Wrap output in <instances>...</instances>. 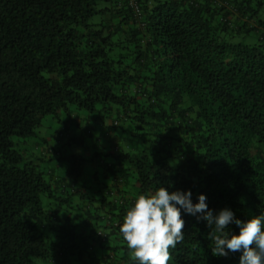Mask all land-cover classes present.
I'll list each match as a JSON object with an SVG mask.
<instances>
[{
	"label": "trees",
	"instance_id": "obj_1",
	"mask_svg": "<svg viewBox=\"0 0 264 264\" xmlns=\"http://www.w3.org/2000/svg\"><path fill=\"white\" fill-rule=\"evenodd\" d=\"M253 2L0 0V264H138L119 225L162 184L242 220L264 212V0ZM71 105L104 121L96 151L75 150ZM47 116L60 126L43 146L53 139L55 154L68 135L75 150L61 179L18 149ZM182 215L168 264H239L240 252L212 253L214 226Z\"/></svg>",
	"mask_w": 264,
	"mask_h": 264
},
{
	"label": "clouds",
	"instance_id": "obj_2",
	"mask_svg": "<svg viewBox=\"0 0 264 264\" xmlns=\"http://www.w3.org/2000/svg\"><path fill=\"white\" fill-rule=\"evenodd\" d=\"M162 184L140 194L126 210L119 231L138 264H168L170 249L184 240L182 215L214 226L212 253L228 256L240 252L239 264H264V212L239 219L229 207L213 211L207 195L199 193L193 202L191 190H171ZM235 224L239 232L225 231Z\"/></svg>",
	"mask_w": 264,
	"mask_h": 264
},
{
	"label": "rangeland",
	"instance_id": "obj_3",
	"mask_svg": "<svg viewBox=\"0 0 264 264\" xmlns=\"http://www.w3.org/2000/svg\"><path fill=\"white\" fill-rule=\"evenodd\" d=\"M257 3V0H254L253 4L255 5ZM257 6V4L255 5ZM261 15L264 16V7L263 10L261 12ZM235 41H237L235 39ZM72 106V113L73 116H75V118L77 119V123L78 127H74L73 129H71L74 133L75 136L79 138V143L82 145L81 146V150H78L77 148L75 149L77 151L78 154L83 155V151H87V147L91 150V151H96L95 148L101 146L104 144L100 143V137L101 135H103V131L105 129V124L104 121H102L101 119H99L98 116H96V114L90 115L88 114L87 111L84 110H78L74 105ZM65 116L63 115V118ZM56 121V120H55ZM54 121L53 116H47L44 120L43 126L38 129L41 133L42 137H39L33 141L28 140L27 142H22L21 145L18 147V149H20V151L24 154V157H26L25 161H29L31 160L40 171L44 172L45 177L48 180L53 179L52 177L54 176V178H63L65 176V172L67 170V167L72 164L71 162H69L68 160L66 161L65 159L61 158V154L63 155H67V154H72L74 153V151L71 149V141H68V135H65L63 138V141H60V143H55L56 147L55 149V154L52 153V148L54 147V140L50 139L46 142V144L48 143V145L46 146V144L43 146L44 144V138L46 137H50L51 134H54L56 132V130L59 128L60 124H58L57 122ZM76 126V124L74 125ZM88 128H93V132L91 135H88ZM69 130H66L65 132H67ZM64 132V134H66ZM104 136V135H103ZM37 143L40 146H36ZM85 145V146H83ZM53 146V147H52ZM47 147L49 148V150L47 149ZM86 147L85 149H82ZM26 161V162H27ZM98 160L96 161L95 166H97L99 163H97ZM86 170L84 171V177L82 179V181L87 182V185L89 187L88 189V194L89 196H98V192L97 190L99 188H94L91 189L90 185L92 184V186H94L95 183V179L92 176V170H91V166L88 164L85 166ZM103 180V177H101L100 182ZM56 194H61L60 189H58V191L56 192ZM46 196H43V200L46 201ZM50 200H54V198H50ZM54 204L57 203L56 200H54L53 202ZM80 200L75 198L74 199V204H79ZM74 204H71V206L65 205V211L67 212L66 214H74L77 216V219L81 222H84L87 220V214L84 213L83 208H81L80 210H76L78 207H75ZM74 205V206H73ZM70 207V208H69Z\"/></svg>",
	"mask_w": 264,
	"mask_h": 264
},
{
	"label": "built area",
	"instance_id": "obj_4",
	"mask_svg": "<svg viewBox=\"0 0 264 264\" xmlns=\"http://www.w3.org/2000/svg\"><path fill=\"white\" fill-rule=\"evenodd\" d=\"M131 1H135V0H131Z\"/></svg>",
	"mask_w": 264,
	"mask_h": 264
}]
</instances>
